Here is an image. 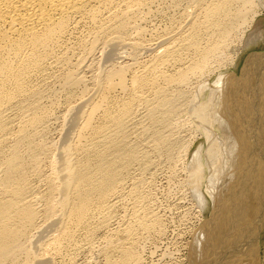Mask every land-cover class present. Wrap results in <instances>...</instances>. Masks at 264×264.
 Returning a JSON list of instances; mask_svg holds the SVG:
<instances>
[{"label": "bare ground", "instance_id": "1", "mask_svg": "<svg viewBox=\"0 0 264 264\" xmlns=\"http://www.w3.org/2000/svg\"><path fill=\"white\" fill-rule=\"evenodd\" d=\"M155 1L0 0V264L49 263L44 258L46 250L57 254L73 245L76 231L90 232L97 216V231L108 226L107 215L117 204L111 202L134 166L147 171L154 154H163L172 163L185 154L190 156L193 137L185 141L175 136L176 128L182 127L176 118L193 98L197 106L193 111L189 106L193 115L188 117L201 122L197 121V127L200 123V135L208 145L204 158L211 160L205 164L199 148L182 167L201 217L187 245L186 263L263 264L264 52L246 57L240 76L228 70L235 68L248 45L264 39L256 21L264 14V0H188L187 6L196 12L187 27L143 67L132 57L136 53L130 64L129 59L104 70L93 62L90 68L82 67L83 59L77 67L70 66L73 46L69 49L63 44L81 23L89 26L88 41L77 42L88 55L96 48L102 53L111 46L127 44L134 50L150 46L140 38L127 37L126 31L134 30L133 24L128 29L135 21L132 15ZM61 46L63 54L54 55ZM184 54L191 56L188 64L182 61ZM48 69L57 72L52 81L46 78ZM212 77L216 79L210 83ZM191 79L196 80L192 93ZM56 83L67 92L80 88L82 94L79 105L68 96L58 117L42 108L44 99L59 92L53 90ZM90 96L92 101L87 99ZM85 103L84 112L76 110ZM70 116L73 141L55 149L54 156L49 153L47 171L42 172L43 152L53 146L37 142L36 134L48 121L63 126ZM77 118L80 124L76 125ZM204 178L208 202L216 203L209 220L203 218L208 210L201 191ZM59 210L63 215L57 214ZM145 211L133 228L150 232L158 220L148 219ZM50 224L55 234L39 245L43 254L33 253L34 236ZM167 256L170 262L172 256ZM163 260L158 264H167ZM141 262L128 244L114 264Z\"/></svg>", "mask_w": 264, "mask_h": 264}, {"label": "rangeland", "instance_id": "2", "mask_svg": "<svg viewBox=\"0 0 264 264\" xmlns=\"http://www.w3.org/2000/svg\"><path fill=\"white\" fill-rule=\"evenodd\" d=\"M157 1H155V3L151 4L150 6L146 7L147 9L145 8L141 10V12L140 11L135 12L137 14L134 13L132 15L133 19H135V21L133 20V22L135 23L130 22L131 25L129 24V27H128V29H131L133 28L132 26L134 25V30L131 29V31L130 30L126 31L127 33L126 36L128 35L129 37H132L134 39L140 38V40L143 42L147 41L145 43L150 46L148 45H147L148 47L145 46L146 49L134 50L132 49V47L125 44L126 46L125 45L124 46L123 45L122 46L121 45L111 46L102 53L100 51L101 49L96 48L95 51H93V53L88 55L83 51V48H81L82 46L81 47L78 46L79 40L86 41V42L88 41L86 40V36L88 34L89 26L85 24L86 26H88L87 28L85 25L83 26L81 23L78 26L77 30H74L71 33L67 34L66 37H68L69 39L65 38L66 42H64L63 44L64 47H68L69 49L71 46L74 47V48L71 47L70 49L72 50V53L69 54L70 66L72 64V66L77 67L80 60L83 59L82 62L84 64L82 62H81L82 64L80 63L82 67L86 66L87 64L89 65L88 67L90 68V66L92 67V62H93L94 65H98L104 70L110 67L111 65L116 64V62L119 64H123V63L126 64V62H128L129 59H130L129 61V64H130L132 54L136 53L137 55L134 54L132 57L136 56L137 61L138 62L140 61V67H141L143 63H146L149 60V57L153 56L152 54H156L160 52L161 51L160 48L163 45L171 43V39L177 34V32L187 27L188 22L191 20V18L196 12L194 7H192L191 5L187 6L188 0H159L158 2ZM256 21L259 22L260 27L264 32V14L260 15ZM136 30L137 31L139 30L138 32H140V34L136 32ZM80 35H83V36H80ZM82 38H85V39L83 40ZM63 46L59 47V51L61 52L57 50L55 51L54 55L58 54L59 56L60 53L63 54L64 49H65ZM248 46L250 47H247V49H245L246 51L245 53H247V55L255 51L261 52L264 50V39L262 41H259L257 45L253 43L252 46L251 45H248ZM148 48L150 50H148ZM151 48L152 49L155 48V49H153L152 51ZM244 54L240 56L241 58H239V61L237 62L235 68H231L230 70H228L230 73L237 74L238 76L240 75V71L244 65V60L246 59L244 58ZM182 58L180 59H182V61L184 60V63L188 64L187 62L189 61L191 56L184 54L182 55ZM120 61H122V63ZM94 69H95L94 70L95 73L98 74V71H96V67ZM139 70L141 69L139 68ZM52 71H54V69L46 71V74L48 75V77L46 78H49L47 79L49 81H52V78H51L52 76L57 75L56 71H54L55 73H53ZM87 76L89 75L87 74ZM215 79H216L215 77H212V79L210 80V83L214 81ZM37 82H34V83H37ZM195 83H196V80L191 79L192 85L189 89L191 93L196 87ZM56 84L54 86L55 89L53 90H55V93L58 91L59 92L57 94L48 96L50 98L44 99L43 100L44 107L42 106L45 112H47V115L52 114L54 115V117L56 116L58 117L60 113H63L66 107V104H67V99H69L68 96L71 97L70 99L75 100V103H74L75 105L76 104L79 105V102H78L79 100L77 99L79 98V96L82 95L80 93L81 92L80 88H78V90L75 89V91L74 90L68 91L70 93L69 95L67 91H63L62 89H60V86ZM196 90L197 89H195V92ZM90 94H92V92ZM90 98H92V96L87 97V99H90ZM121 98H126V97L122 96ZM90 100L92 101L93 99H90ZM180 100L183 101V99H180ZM196 102H197L196 99L193 98L192 103H190L189 105V106L192 105L190 107L192 109H190L188 106V108H186V111H185V107H184L183 111L181 110L182 112L179 113L180 116L178 115L176 118V120L178 119V121L181 123L182 127H180L179 129L176 128L177 135L175 137H180L181 139L185 141L193 137V140H195L190 156L188 154H185V157L180 158V160L175 158L176 160L174 159L175 162L173 161L174 163L173 164L171 162V159H166L163 154L162 155L154 154L152 157V162L154 166L153 165L150 166L152 168L148 167V170L146 171L144 170L145 168L143 167L142 168L137 167L138 164L134 166L130 170L128 174L129 176L127 175L128 177L126 176L125 177L126 179L124 178V181L122 182V187L117 189V190L120 189L119 194L117 195L118 197L115 196L116 197V198L114 197L115 199L112 198L113 201L111 202V204L113 202L115 203L117 202V204L113 205L114 208L111 207L110 213L107 215L108 226L106 228H102L98 231L97 229H95V225L98 221L97 219H100V217L97 216V218L92 221V223L94 221L95 222L91 225L92 227L90 228V232H87L85 229H79L76 231L77 233L75 235V240L73 242L74 246L73 245H69L70 247L65 246L66 249L65 247H63L62 251L60 249V251L57 252V254L51 249L46 250V253H44L45 254L44 258L50 259V262L44 263L40 260L39 262L35 261L34 264H37V263L38 264H71V263L72 264H114L121 257V250L124 248H128V244H130V247L133 248V250L137 252L139 256L141 257L142 259L141 264H158V262L163 259H164L163 263H167V264H181V263L187 264L186 262L188 261L187 257L189 253L188 252L189 249L187 245H190L189 242L192 241V237L194 235V234L192 235V231L197 229L196 226L200 222L201 217L198 213H196V211H198V208L196 207L197 204L192 199L189 184L186 185L185 175H184V171L182 167L184 168L185 164L189 162L188 158L191 157L192 153H194L199 148H202L204 151L202 154L203 162L205 163L206 159L211 160L209 157L208 158L206 157L207 153L205 151L208 149V145H206L207 141L200 135L201 131L199 130H201L200 128L201 122L198 119L197 120L194 119V121L192 119L193 122L189 119L190 115L191 116L193 115L192 111H193V108L195 107L194 105L197 106ZM180 103H183V102H180ZM78 107L79 108L76 109L77 111L83 110L84 112L86 109V103L81 104ZM189 109L192 111L190 112ZM12 113H15V111L13 110ZM70 121H71V116L68 118V120L66 121V123H64L63 126L61 125V122L59 121H54V120H52L51 122L46 121L48 124L45 122L46 126L45 127L43 126L44 130L41 131V129H39L38 134H36L37 136L35 138L37 142L43 141L46 143L48 147L50 145L53 146V147H50L51 150L48 149L49 152H47L48 151L47 150L46 152H43V155L42 153H40L42 155L41 157L42 158L41 165L43 166V168L41 167L43 169L42 172H44L45 169L47 171L46 161H48L49 159L48 156L51 157V154H53L54 156V154H56L55 149H57L58 147L59 149H61V147L64 146L66 143H68L69 140L71 142L73 141L72 131L75 130L74 129L75 127L72 128V130L68 129L70 127V124H69ZM76 121H77L76 125L80 124V118L79 120L77 118ZM184 121H185V124L183 123ZM197 121L200 122L199 123L200 127H197L198 126ZM193 123H197V124L195 125ZM62 127H64L63 128L64 130L62 129ZM214 129L213 130L215 133L217 131L219 133L218 126H215ZM216 135L218 134L216 133ZM38 139L40 141H38ZM52 144H55V145H52ZM176 147H178V145H175L173 148L175 154L178 151ZM57 155L61 156V153L59 150L57 151ZM204 155H206L205 158H204ZM141 169H143V171ZM204 169L207 170L206 168ZM135 180H137V183ZM205 180L206 179L204 178L203 179L204 186L202 185L203 187L201 191L203 195L205 196V199L208 203L207 204L208 210H206L205 216L203 218L211 219L213 218V215H215L213 214V212L216 207L215 205L216 203L213 205L212 203L209 204L210 202L209 198H207L208 196L204 192L205 186H206ZM32 181H35V179H33ZM31 184H34L32 186H35V183L31 182ZM132 186L134 187V189H131L133 188ZM132 191L134 192L131 193ZM136 210L138 212H136ZM144 210H146L145 212L148 211L147 216H146L148 219L156 217L158 220L156 228L154 230H151L150 232H145V231H141V229L138 230L136 228H133V224L135 225L138 224V222L140 221L139 219L142 218ZM59 211L60 213L57 211V214L63 215L64 211L62 210H59ZM207 212L209 214H207ZM127 226H129L132 229L128 228ZM55 232L56 230L54 226L50 224L49 226H47V228L44 231L34 236V240L32 244V252L35 254H37L38 252L41 253L40 252L41 246L39 245L42 242L45 243L44 241L45 240L47 241V239L51 238L52 234H55ZM87 238L89 239V241H87ZM186 246H187V250H185ZM260 246H261L260 255L262 258V263L264 264L263 262L264 261L263 259L264 232H262L260 236ZM47 251H49L50 254H48ZM41 254H43V252ZM163 254L166 255V257L162 256ZM167 255L172 256V259L170 262L167 259L168 258ZM183 259H184V262L182 261Z\"/></svg>", "mask_w": 264, "mask_h": 264}, {"label": "flooded vegetation", "instance_id": "3", "mask_svg": "<svg viewBox=\"0 0 264 264\" xmlns=\"http://www.w3.org/2000/svg\"><path fill=\"white\" fill-rule=\"evenodd\" d=\"M264 52V50L263 51H261L260 53H263ZM255 53H258V51H256V52H251V53H249L248 55H247V53H245V55H244V58H246V57H248L249 55H252V54H255ZM247 55V56H246ZM246 56V57H245ZM246 60V59H245ZM245 62V61H244ZM244 66V65H243ZM242 70V69H241ZM242 74V72L240 73V75ZM239 75V76H240Z\"/></svg>", "mask_w": 264, "mask_h": 264}]
</instances>
